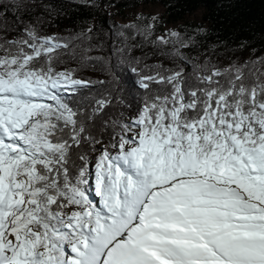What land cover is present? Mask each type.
<instances>
[{
	"label": "trees",
	"instance_id": "16d2710c",
	"mask_svg": "<svg viewBox=\"0 0 264 264\" xmlns=\"http://www.w3.org/2000/svg\"><path fill=\"white\" fill-rule=\"evenodd\" d=\"M146 3L161 14L113 18ZM0 70L8 89L35 88L11 93L31 121L2 152L15 182L5 235L30 241L27 264H62L64 244L101 222L87 166L119 164L133 126L174 162L264 150V0H0Z\"/></svg>",
	"mask_w": 264,
	"mask_h": 264
},
{
	"label": "rangeland",
	"instance_id": "374dc122",
	"mask_svg": "<svg viewBox=\"0 0 264 264\" xmlns=\"http://www.w3.org/2000/svg\"><path fill=\"white\" fill-rule=\"evenodd\" d=\"M101 6L106 14L114 13V9L109 5ZM161 12L162 7L159 4L146 3L124 11L122 17L113 15V18L116 22H126L130 20L132 15L137 13H148L154 18ZM198 14L199 11H195L186 15L185 19L197 20ZM176 26L177 22L167 23L163 27L162 32L158 34V37L165 38L168 33H172L175 30ZM59 77L61 78V76ZM14 82L16 83L12 88L8 89L7 87L11 84V81L5 79L3 72L0 70V186L3 187L2 198L8 202L6 209L13 201L15 182L10 184L6 182L7 165L6 161L2 159V152L6 156L8 153L15 151L12 142L17 141L16 132L26 127L27 122L31 121L26 116L22 103L14 108L15 106L9 100L11 93L16 102H21L35 91V88L25 84L23 80H14ZM127 136L128 138H124L122 142H119V147L123 152L119 164L107 160L104 162L103 168L93 160L88 163L87 169L91 168L89 186H94V189L89 188V198L96 205V214L103 219L99 224L86 227L80 232L84 236L80 238L86 239H76L64 244L67 257L62 264H114L116 260L119 261L125 256L122 258L123 260L126 258L127 251L125 249L132 246L131 239L144 233L142 228H152L146 222H143V224L140 219L141 215L150 207V196L161 195V193L173 186V182L175 185H179L193 180H198L204 183L205 186L213 187L220 192V201L213 213L219 216L217 219L220 217L229 219L231 218L230 216L235 215L236 220L232 219L233 224L223 225L222 227V232H226L229 229L236 231L234 233V241H230L220 247H213L208 242L218 227L208 221H205L204 224L202 222L199 224L200 226L196 223L192 225L189 223V233H169L171 231L169 228L165 238H171L170 241L173 246L171 253L159 247L158 249L161 250H156L155 252L153 246L139 243L128 252L130 254L136 250L141 252L139 257L133 258V263L131 264L198 263L200 261L199 256H187L188 252L192 250L203 251L205 254L210 253L215 258L218 257L220 259V264H239L238 261L229 259L226 253L229 252L228 248L230 246H235L241 240L243 230H241L240 225L244 222V224L255 223L261 229L260 233L264 234L263 148L245 151L239 158L228 160V162L221 165H216L213 162L215 160L214 157L198 161L193 155H184L179 161L174 162L170 159L168 151H165L162 147L165 141L156 143L154 140H142L135 126L131 128ZM105 182V189L103 193H100L98 187ZM233 201H235L234 204H232ZM184 202L190 203L189 198ZM244 206L249 207L245 208ZM237 211H239V214ZM242 215L246 216L242 218L240 217ZM184 217L187 219L184 223L196 219V217L187 215ZM251 218L253 222H251ZM255 219L257 220L255 221ZM5 221L6 212L0 224V232L3 233L0 243L3 257L0 258V264H27L29 261L28 252L31 250L30 241L26 240L19 246L18 239L14 240L11 236H6ZM238 227H240L239 230ZM152 231L155 235L159 234V230L153 229ZM154 234L148 238H155ZM214 234L213 236L216 235ZM179 237L188 239L186 242L189 245L180 242ZM130 240L131 245L129 244ZM156 241L158 242V239ZM149 242L151 243V241ZM148 248H151V250ZM124 250L126 251L125 253H123ZM177 251L181 252L180 258L176 255ZM12 253L13 256L15 254L14 258L11 256ZM40 255L42 254L39 249L35 255V261L40 259Z\"/></svg>",
	"mask_w": 264,
	"mask_h": 264
},
{
	"label": "bare ground",
	"instance_id": "6f19581e",
	"mask_svg": "<svg viewBox=\"0 0 264 264\" xmlns=\"http://www.w3.org/2000/svg\"><path fill=\"white\" fill-rule=\"evenodd\" d=\"M0 187H1L0 188V224H1L3 217L5 216V212H6L5 210L8 205V202L6 199L2 198L3 187L2 186ZM219 194L220 192L216 190L215 188L210 187V186H205L204 183H201L198 180H193V181H189L188 183H183L179 185H175L173 182V186L168 188L167 191L161 193V195H151L150 196V207L143 215H141L140 219L142 220L141 221L142 223L146 222V224H148L149 226H152V228L151 229H146V227L142 228L143 230L142 232L144 233H141L136 238L131 239L132 246H130L128 249L127 248L125 249L127 252L124 250L123 253L126 252V258L122 260V258L125 256H123L122 258L120 256L121 260L119 261L116 260L114 264L133 263V258L139 257L141 255V252H139V250H136L135 252L131 254L128 252L130 251V249H132L133 246H136L139 243H145L146 245L148 244L149 246H153V249L155 250V252L156 250L157 251L161 250V249H158L159 247L162 249L164 248L168 253H171L173 251V246L170 241L171 238L170 239L165 238L167 236V232L169 231V228L171 229L169 233L172 232L174 234H177V233L185 234V233H189V226H188L189 223L191 225L194 223L199 225L202 222L204 224L205 221H208L209 223H212L216 227H218L215 230L218 232L216 233L215 231L213 232V234L215 233L216 235L214 234L215 236H213L212 234V238H209L208 243L211 244V246L213 247H216V246L220 247L223 244H228V242L234 241L233 238H234V233L236 231H234V229H229L226 232H222V227L223 225L226 226V225L233 224L232 219L234 218L236 220V217H234L235 215L230 216L231 218L229 219L223 218V217H220L219 219H217L219 216L213 213L215 211V208L218 205V202L220 201ZM187 198H189L190 203L184 202ZM234 203L235 201H233L232 204ZM246 207H249V206H246ZM237 212L239 214V211ZM221 214L223 215V213ZM186 215L191 216V217H196V219H194L191 222L188 221L187 223H184L187 220L184 217ZM244 216L246 215H242L240 217L243 218ZM250 220L251 222H253L252 218ZM256 220L257 219H255V221ZM239 222H240V219H239ZM244 223L240 225L241 230H243V235L241 236L242 237L241 240L235 246H230L228 248L229 252H227L226 255L228 256L229 259L234 260L236 262L238 261L239 264H264V234L262 235L260 233L261 229L255 223H249V224H244ZM240 227H238V230ZM153 229L159 230V234L155 235L154 232L152 231ZM152 234H154L153 236H156V237L148 238V237H151ZM232 234L233 236L231 237ZM2 237H3V233L0 232V243L2 241ZM156 239H158V242L156 241ZM131 240L129 241V244ZM186 240L188 239H183L179 237L180 242H184L187 244ZM149 241H151V243ZM149 250H151V248ZM197 251L192 250L188 252V255H187L188 257L190 255H192L193 257L194 256L200 257V261H198V263H192V264H220L219 263L220 259H218V257L215 258L210 253L205 254V252L203 251L202 252H199V251L197 252ZM180 254H181L180 251L176 252V255L178 257L180 256ZM2 257H3V251L0 249V258Z\"/></svg>",
	"mask_w": 264,
	"mask_h": 264
}]
</instances>
